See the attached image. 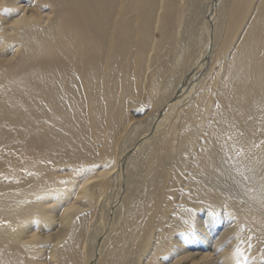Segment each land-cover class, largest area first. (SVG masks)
<instances>
[{"label":"bare ground","instance_id":"bare-ground-1","mask_svg":"<svg viewBox=\"0 0 264 264\" xmlns=\"http://www.w3.org/2000/svg\"><path fill=\"white\" fill-rule=\"evenodd\" d=\"M256 241L264 0H0V264L255 263Z\"/></svg>","mask_w":264,"mask_h":264},{"label":"rangeland","instance_id":"rangeland-1","mask_svg":"<svg viewBox=\"0 0 264 264\" xmlns=\"http://www.w3.org/2000/svg\"><path fill=\"white\" fill-rule=\"evenodd\" d=\"M220 230H221V228L215 234L216 236L219 235ZM249 245H251V247ZM245 247H246L247 250H251V249H253V244L252 243H247ZM254 248H255L254 254L259 256L260 254L262 255V253H263L262 257H260L257 260V262L253 263V257L252 256L247 257V255L245 254L243 256V259H242L243 264H258V263L264 264V242L256 241L255 244H254Z\"/></svg>","mask_w":264,"mask_h":264},{"label":"snow or ice","instance_id":"snow-or-ice-1","mask_svg":"<svg viewBox=\"0 0 264 264\" xmlns=\"http://www.w3.org/2000/svg\"><path fill=\"white\" fill-rule=\"evenodd\" d=\"M5 11H8L7 9H5ZM245 179H247V177H245ZM213 215H215V213H213ZM249 239H251V237H249ZM251 247V245H249Z\"/></svg>","mask_w":264,"mask_h":264}]
</instances>
